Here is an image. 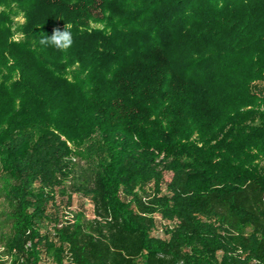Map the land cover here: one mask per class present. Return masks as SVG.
<instances>
[{
    "label": "trees",
    "instance_id": "16d2710c",
    "mask_svg": "<svg viewBox=\"0 0 264 264\" xmlns=\"http://www.w3.org/2000/svg\"><path fill=\"white\" fill-rule=\"evenodd\" d=\"M65 24L70 48L38 43ZM57 186L92 210L51 238ZM0 248L264 264V0H0Z\"/></svg>",
    "mask_w": 264,
    "mask_h": 264
},
{
    "label": "rangeland",
    "instance_id": "374dc122",
    "mask_svg": "<svg viewBox=\"0 0 264 264\" xmlns=\"http://www.w3.org/2000/svg\"><path fill=\"white\" fill-rule=\"evenodd\" d=\"M15 24H20L23 22V18L18 16L14 19ZM16 25H13V40L18 41L21 39V34L15 31ZM73 162V161H71ZM171 175L170 173H165L164 179L169 181ZM61 187V186H60ZM60 187H54L46 189L45 192L49 195L50 202L46 207V212L38 224V229L44 235L48 234L51 238H53V233L56 226L63 220L66 214H70L73 217V221L77 218L82 219L85 217L91 216V202L87 196L78 192L72 195L66 194L63 195L60 191ZM156 221L161 224V220L158 216H156ZM56 243V241H53ZM240 253V251L238 250ZM52 264H69L67 258L62 257V261L60 263H52Z\"/></svg>",
    "mask_w": 264,
    "mask_h": 264
},
{
    "label": "clouds",
    "instance_id": "9594fccd",
    "mask_svg": "<svg viewBox=\"0 0 264 264\" xmlns=\"http://www.w3.org/2000/svg\"><path fill=\"white\" fill-rule=\"evenodd\" d=\"M38 43L44 47H52L55 50L65 51L71 47L73 43L72 33L70 30V25H64V29H53L51 36L43 35ZM254 264H261L259 260H255Z\"/></svg>",
    "mask_w": 264,
    "mask_h": 264
},
{
    "label": "built area",
    "instance_id": "2783aa9c",
    "mask_svg": "<svg viewBox=\"0 0 264 264\" xmlns=\"http://www.w3.org/2000/svg\"><path fill=\"white\" fill-rule=\"evenodd\" d=\"M73 222V217L70 214H66V216L63 218V220L56 226L55 229H59L64 225H67L69 223ZM55 231V230H54ZM54 235V233H53ZM2 251V249L0 248V252Z\"/></svg>",
    "mask_w": 264,
    "mask_h": 264
}]
</instances>
